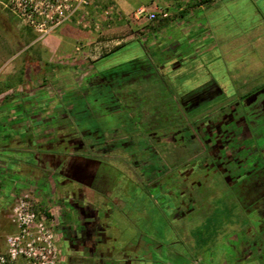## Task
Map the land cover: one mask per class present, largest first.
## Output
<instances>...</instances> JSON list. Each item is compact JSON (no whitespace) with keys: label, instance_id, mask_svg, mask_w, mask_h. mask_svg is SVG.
Here are the masks:
<instances>
[{"label":"crops","instance_id":"obj_1","mask_svg":"<svg viewBox=\"0 0 264 264\" xmlns=\"http://www.w3.org/2000/svg\"><path fill=\"white\" fill-rule=\"evenodd\" d=\"M93 6V19L100 22L98 30L94 26L81 30L72 23L68 24L70 31L57 27L45 36L40 51L63 58L74 52L70 60L76 58L78 68L92 60L96 70L152 56L157 75L167 83H187L189 95L211 87L220 99L236 102L235 116L254 152L251 176L258 185L253 184V189L264 196V0H94ZM140 6L154 9L156 19L135 28L132 21L136 25L149 22L134 19ZM105 10H109L107 15ZM135 41L140 54L108 65L118 50ZM77 44H81L78 51ZM114 49L107 59L100 60ZM40 86L25 94L18 92L17 98H25L27 104L16 101L18 109L8 111L11 126L0 130V139L7 138V145L12 144L8 149L0 147V228L10 226L7 215L13 204L21 194L29 193L37 213L49 216L51 224L56 220L61 231L67 232L77 228L82 219L77 204L84 199L90 206L93 202L92 193L97 191L94 185L85 183L84 177L91 175L98 162L78 155L76 149L69 152L68 133L73 131L68 124L48 123L57 114L61 117L62 112L54 113L52 105L37 98L35 88L39 91ZM6 93L1 89L0 101L13 100ZM26 133L30 134L29 142ZM123 190V184H119L105 192L125 209L127 196ZM116 236L119 238L118 232Z\"/></svg>","mask_w":264,"mask_h":264},{"label":"flooded vegetation","instance_id":"obj_2","mask_svg":"<svg viewBox=\"0 0 264 264\" xmlns=\"http://www.w3.org/2000/svg\"><path fill=\"white\" fill-rule=\"evenodd\" d=\"M134 64L131 63L127 72L134 69ZM153 66L155 80L171 91L175 110L169 111L167 106L162 105L160 108L149 109L147 99L144 104L136 105L132 103L131 97L125 99V105L116 103L112 98L114 103H110L106 109L97 97L94 102L96 117L92 126H82L79 132L68 133L69 152L71 148L76 149L78 155L98 162V168L100 162L101 165L110 164L114 167L118 172V182H115L113 188H117L125 176L137 183L141 181L139 184L145 188L146 193L143 197L149 195V211L155 209L164 216L172 215V221L180 219L190 224L194 213L199 218L203 216L200 214L206 211L207 201L209 197H214V192L204 198L189 193L196 188H203L206 181L210 182L207 180L210 174L221 175L227 187L235 182L241 183L237 186L242 187V190L230 197L237 204L221 208L225 214L230 215L222 220L223 225L215 227L216 232L201 226L197 235L195 231L183 235L184 242L190 241L196 247L191 251L192 254L190 251L183 253L182 258L187 261L181 264H264V253L258 251L263 245V239L256 236L259 224L253 225L264 223V196H259L262 191L253 189V184L258 185L251 176L254 170L251 157L254 152L242 132L241 121L235 116L236 102L220 99V95L213 93L211 87L202 88L197 95H189L186 89L182 93L183 97L176 99L172 96L174 91L170 84L161 75H157L155 63ZM9 95L16 98L20 96L18 92ZM25 138L29 142L30 134L26 133ZM97 167L91 172V175L95 173L96 176L92 178L89 175L87 178L85 175L88 181H84L94 185L97 193H104L113 208L106 209L94 201L90 206L89 200L84 199L80 205L77 204L82 217L77 228L63 232L58 222L53 221L60 251L58 264H169L166 261L150 260L148 255L139 253L140 241L136 236L132 242L123 239L124 244L115 245L119 238L114 228L116 220L111 217L118 213L121 220L126 221L130 208L126 206L122 209L112 194L105 192L110 186H97ZM210 183H213L212 180ZM142 193L139 197H142ZM137 196L136 193L131 195L130 200L134 202ZM249 204L253 205L254 215L247 218L244 216L246 221H242L237 207L241 213H247L246 207ZM243 208L245 210H241ZM44 215L45 220L50 222L49 216ZM240 222L244 224L239 225ZM131 225L136 226L135 223ZM207 244L215 246L211 248L212 254L204 256L203 245ZM188 255L189 259L186 258Z\"/></svg>","mask_w":264,"mask_h":264},{"label":"rangeland","instance_id":"obj_3","mask_svg":"<svg viewBox=\"0 0 264 264\" xmlns=\"http://www.w3.org/2000/svg\"><path fill=\"white\" fill-rule=\"evenodd\" d=\"M10 1L11 0H0V91L1 89L2 91H7L6 94H11L12 92L26 93L27 90H30L35 86L39 87L41 84V90L38 91V88H35L37 89L36 92L38 93V95H36L37 98L43 99L50 106L52 105V111L54 113H59L63 109L61 107L60 110H58V108L54 109V106L58 107V105L60 104V95L57 94L58 90L56 88H58L60 91L62 89V85L64 84L63 76H65V71H63V66H74L78 61L76 60V58H72L70 60V58L74 56V52L68 53L67 56H65L66 58H63L61 55H52V57H50L48 54L40 51L39 48H42L45 37H41L38 31H36L32 26L22 22L17 17L16 12L12 9V2ZM93 5L94 0H89V4L83 9L81 13L76 12L72 20L64 22L60 24L61 26L59 25L57 26L58 28H56L58 30L62 29L65 31H70L71 28L68 24L72 23L75 27L81 30H87L91 28L93 29L95 23L92 11L95 7ZM80 16L83 17L87 24L86 28H83L81 25L76 23V18ZM151 22L144 21L140 25H136L134 21H132L131 23L135 28H139V26L150 25ZM103 23L107 22H102V25ZM104 25L106 26V24ZM56 28H54L52 32ZM77 45L80 46L81 44ZM136 46V41L126 44L123 48L118 50L116 54L110 58V60H108V65L122 63L128 59L134 58L133 56L140 54ZM151 53L154 56L153 51ZM92 62V60H86V66L84 68H80V78L89 75L94 70ZM142 62L140 63L142 67L144 66L148 68L150 66L147 65V63L143 64ZM44 77H46L45 80ZM43 83L44 85L42 86ZM178 83L179 81L177 80L174 84H170L171 90H173L175 93H173L172 96H174V98L176 99L178 97L182 98L183 91L190 87L187 83ZM149 87L153 88L150 85ZM161 88L162 87H160V89ZM155 90L156 88L153 89L152 92L149 93V95L155 94ZM156 91L157 93L153 95V101L149 100L148 102L149 109H151L153 104H156L154 99H163V94H161V91H158V89ZM179 93H181L182 95ZM2 96L3 95H1L0 98ZM12 98V101L8 99L4 100V102L0 101V130H2L3 126H11L13 120L11 117V113H9L8 111L12 109H18L16 108L17 105L15 104V102L20 101L22 102L21 104H23V106L25 105V98L18 99L16 98V96ZM207 112H212V110H208ZM55 116L51 119L52 122L48 123L53 126L61 125L62 120L56 119V117H59V114H57L56 117ZM6 141H8L7 138L0 139V147L8 149L12 146V144L7 145ZM4 151V153L10 154V151L8 150ZM12 154L13 152L11 153V155ZM243 155H245V152H243ZM96 171L99 177L95 179L97 180L95 181V183L98 182V187L106 185L113 186L115 185L116 181L118 182V172L110 164L101 165L100 162L99 168L97 167ZM87 178H84L85 181H88ZM125 178V181L121 180L120 184H123V192H125V195L127 196L126 206L127 208H130L129 212L127 213V217L130 219L127 218L126 221L121 220L122 217H120L118 213H115L116 215L111 217L112 220H116V226L114 228H116L115 231H117L119 234V240H117L118 244L115 245H122L124 241L123 239L128 240V242H132V239L136 236L137 240L140 241V248L138 249L139 253L142 252L144 255H148V258L150 260L153 259L157 262L166 261L169 264L170 262L171 264H181L182 261L183 263H185V261L187 260L182 258L183 253L185 251H190L189 253L192 254L191 251H193V248L196 247L190 241L186 240V242H184L185 240L183 239L185 238L183 235L186 232L189 233L190 231H195V235H197L198 229L201 226L203 229L211 228L214 232H216L215 227L223 225L222 220H224L225 216L228 218V215L230 214H225V212L222 211L221 208L233 206L234 204L236 205L237 203H235L230 197L233 196L232 194H235L236 191L240 192L242 190V187L238 188L237 186H240L241 183L237 184L235 182L233 185L231 184L232 186L230 185L229 187H227V183L222 179L221 175H218V173L210 174L209 177H207V180L210 182L212 180L213 183H207L206 181V184L203 188H196L199 190L194 189V191H190L189 193L190 195L194 196L201 195L204 198V196H207L209 193L214 192V197H209L207 201L208 206L206 211H203V214H200V216H203L199 218V215L194 213L192 217L193 220L190 225L188 222L180 219L172 221V219H174L172 218V215L164 216L160 214L159 211L157 212L155 209L149 211V195H147L146 197L147 200L145 197H143L144 195H146V193L145 188H141V185L139 184L141 183V181H138L139 183H137L136 181H131L127 176H125ZM87 192L89 194V191ZM141 192H143L142 197H139ZM91 193L92 192H90V194ZM135 193L138 195V198L133 202L130 200L129 196ZM92 194V200L94 201V203H99L100 206L104 208L106 207V209L113 208L108 198L104 196V193L94 192ZM194 196H192L191 199H193ZM217 206H219L218 209ZM246 208L247 213H241L242 211H240V209L237 207L239 219H241L242 221H246V216L251 217L252 215H254L253 205L249 204ZM241 210H245V208ZM10 214L11 212L7 215L10 226L8 228H0V253L2 254H6V235L14 232L15 230L14 225L10 221ZM130 222L135 223L136 226H132ZM242 223L244 224V222H240L239 225ZM257 224H259V228H256V236L263 239V245L258 251L264 253V228H261V225L263 226L264 223H253V225L255 226ZM203 246H205L202 250L203 253L205 252L204 256L206 254L209 255L213 253L211 248H213L215 244H207ZM117 249L118 248L115 249V252L117 251ZM114 254L116 255V253ZM186 258L189 259V255L186 256ZM14 264H26V261L22 258H19L16 262H14ZM193 264H198V262H195Z\"/></svg>","mask_w":264,"mask_h":264},{"label":"built area","instance_id":"obj_4","mask_svg":"<svg viewBox=\"0 0 264 264\" xmlns=\"http://www.w3.org/2000/svg\"><path fill=\"white\" fill-rule=\"evenodd\" d=\"M10 2L17 17L32 26L41 37L50 34L60 24L72 20L76 12L81 13L89 4V0H11ZM104 13L107 15L109 10H105ZM133 17L138 21L142 19L154 21L156 11L147 6H140L135 10ZM76 23L83 28L87 27L82 16L76 18ZM99 25L95 22L94 28L98 30ZM75 49L78 51L80 47L76 46ZM10 221L15 230L6 235V254L0 253V264H14L19 258L24 259L26 264H58L60 251L56 233L52 224L37 213L29 193H23L16 199L11 208Z\"/></svg>","mask_w":264,"mask_h":264},{"label":"trees","instance_id":"obj_5","mask_svg":"<svg viewBox=\"0 0 264 264\" xmlns=\"http://www.w3.org/2000/svg\"><path fill=\"white\" fill-rule=\"evenodd\" d=\"M116 49L103 54L100 60L107 59ZM147 57L143 55L126 63L100 71L94 69L89 75L84 76L80 80V68L76 65L63 66V71H65V76H63L64 84L60 91L56 88L58 90L57 94L60 95V104L54 108L60 110L61 107L63 110L60 111L62 112L61 117H56V119H61L62 124H68L72 131L79 132L82 126H92L96 117L97 108L94 102L97 97L102 101L103 107H106V109L110 103H114L112 98L116 100V103L125 105V99L131 97L132 103L142 105L146 99L147 104H149V100L153 101V95L157 93V89L163 94V99H155L157 103L151 104L152 107L160 108V105H162L163 107L167 106L169 111L173 110L175 102L171 97V91L167 86L161 85L155 80L154 60L151 58L152 56ZM141 62L150 66L148 68L139 67ZM131 63H135V67L127 72L128 68H131ZM149 85L153 88L149 87ZM160 87L162 88L160 89ZM155 88L156 93L149 95ZM119 99H121L120 102H118ZM179 117H182L181 113ZM88 135L91 134L88 133ZM84 136H87V134H84Z\"/></svg>","mask_w":264,"mask_h":264}]
</instances>
